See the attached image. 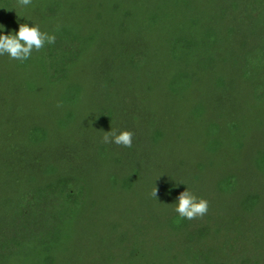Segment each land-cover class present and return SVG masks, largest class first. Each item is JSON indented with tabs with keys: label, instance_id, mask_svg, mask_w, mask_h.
Returning a JSON list of instances; mask_svg holds the SVG:
<instances>
[{
	"label": "trees",
	"instance_id": "obj_1",
	"mask_svg": "<svg viewBox=\"0 0 264 264\" xmlns=\"http://www.w3.org/2000/svg\"><path fill=\"white\" fill-rule=\"evenodd\" d=\"M212 2L215 9L196 0H32L27 7L0 0V35L27 23L56 36L54 44L23 62L0 56V106L16 118L10 126L26 143L19 148L16 132L0 140V264H21L24 247L42 238L48 228L35 226L33 218L43 207L50 208L51 251L69 243L81 224L89 170L79 166L87 160L108 177V191L121 195V208H129V200L135 201L130 195L139 196L140 187L147 191L144 208L151 226L159 224L173 239L193 243L183 263L231 264L235 258L264 264V228L255 229L264 226V30L255 26L259 21L264 26V0ZM252 3L256 7L244 20L251 30L235 31L232 16L245 14ZM162 36L166 46L157 44ZM231 42L240 48L247 94L235 113H208L195 88L212 72L215 92H225L218 62ZM151 71L157 72L154 85ZM40 98L41 104L50 99L49 126L29 116ZM88 115L99 118L97 139L89 137L94 129L84 120ZM48 127L55 152L45 160L34 154L49 141ZM111 128L132 131V147L102 143ZM154 153L166 164L144 186L143 166L148 172ZM155 187L157 198L151 195ZM186 188L209 202L203 218L181 219L174 211ZM98 203L91 201V208ZM123 221L103 225L117 237ZM208 222H216L212 230ZM245 237L253 246L238 248ZM118 244L130 249L123 235ZM128 253L131 261L141 257L137 249Z\"/></svg>",
	"mask_w": 264,
	"mask_h": 264
},
{
	"label": "rangeland",
	"instance_id": "obj_2",
	"mask_svg": "<svg viewBox=\"0 0 264 264\" xmlns=\"http://www.w3.org/2000/svg\"><path fill=\"white\" fill-rule=\"evenodd\" d=\"M212 1L213 0H196L197 4L198 2L203 4L201 6L204 9H215L217 2ZM255 7L256 4L252 3L249 9L245 7V10L247 11L245 14L241 15V11L239 10L240 12H237L232 16V26L235 31L237 30L238 32L241 31L246 33L245 30L247 32L251 30L252 27L248 26V21L246 22L244 20L247 19L249 14H251L249 10ZM209 24L210 23L208 22L206 26H209ZM255 26H257V30H264V26H262L260 21L258 22V25ZM107 37H109V40H112L111 36L108 35ZM164 38L165 37L163 36L160 37V39L157 40V44L160 46H166L167 44L165 43V45H163L164 42H162L165 40ZM108 43L111 44V42ZM248 43L250 45L252 42L250 41ZM229 44L231 46H227L225 48L228 50L227 54L223 56V60H221V62H218L221 64L225 92L222 95H218L219 93L215 92L211 84V76L213 74L212 72H208L207 76L205 74L202 75L195 88L199 93V102L204 106L208 113H235L236 107L240 106L239 99L244 94H247L245 85L243 84L245 81L244 76L246 71L244 69L243 59H241L242 55L240 48H237L238 43L231 42ZM253 48L256 47L253 46ZM2 64L3 63L0 61V66H2ZM151 72L156 79L150 80V84L154 85L157 80V72ZM95 90L97 91L96 93H98L99 85L95 86ZM49 98H47V100L42 104V98L37 100L41 105L37 110L32 108L30 109L31 112L29 113V116L31 120H35L36 118L38 119L39 117L47 126L50 125V115H53V112L50 110ZM19 101H21V99ZM85 104L93 107V103L86 102ZM26 105L27 104L24 106ZM162 107H166L165 102H162ZM183 108V106L180 107V112ZM160 111L163 110L160 108ZM184 111L185 109L183 110V113ZM10 112L11 114H15L13 111ZM84 117H87L84 118L85 122L89 125L92 124L90 127L94 129L93 134L89 137L92 139H97L99 131L97 130L98 127H96L95 123L99 121L98 116L88 115ZM15 120L16 118L14 116L7 113L6 108L3 109L0 106V140L4 141L6 140V136H9V133L12 134L16 132L19 148L23 149L24 145H26L25 141L21 138L20 133L15 129L12 130L14 127L10 126V122ZM48 128L49 141L40 149L36 150V153L34 154H38L37 156H40L45 160L50 159V152H55L54 149H50L52 146H50V127ZM247 141L248 144L249 142L251 143V140L248 139ZM27 156L28 154L25 155L24 158ZM27 159L28 161H31V158L27 157ZM226 159L227 158L225 155H221V159L219 161L224 163ZM97 164L98 163L96 162L88 163L87 160L86 163L79 166L81 171L89 170V174L87 175V181L84 184L86 189V196L82 198L84 208L80 212V218L78 219L81 224L77 222L79 225H76V231L72 235L73 238L69 241V243L67 241L61 248L53 249L51 251L52 248H50L49 243L50 219L48 217L50 208L46 209V207H43L41 209L42 212H40V215H36L33 220L36 224L35 226L48 228V230L42 233V238H38V240H32L24 247V256H21V264H46L48 261L50 262L48 257L54 260V264H185L183 263V259L186 258L185 251L190 253L194 251L195 248L193 247V243L187 239H183L182 241L173 239L172 237L165 234V231L162 230V227L159 224H157L156 228L151 226L152 220H150V217L146 220V213L148 211L144 208V200H146L145 198L147 197V191L141 189V187L139 188V196L136 197L132 194L130 195V197L134 198L135 201L132 202L129 200V208H121V206L117 204L121 200V195L108 191V187L105 185L108 183V177L104 176V174L98 175L100 168L96 166ZM165 164L166 162L163 159L161 160L160 156L154 153V155H152L150 160L147 162L148 172L146 171V165L143 166V172L146 178L142 181V184L146 186L149 184L148 182L155 180L157 178V173L155 174V172L165 167ZM62 167L63 164L60 165V169H62ZM27 170L29 172V170L31 171L32 169L29 168ZM147 173H149V176ZM25 175L29 174L23 173V176ZM6 177L7 176H4V178ZM121 177L122 175H119L115 179L119 182ZM3 186L4 185L1 183L0 187ZM123 194L126 198H129L127 193ZM91 201L99 203L95 208H91ZM103 205L108 206V208ZM52 210L54 209L52 208ZM101 210H107L106 214L100 213ZM102 217H105V219L102 220ZM213 217L215 218V214H213ZM126 219L131 220L132 224L129 225V222L126 221ZM118 220H124L122 222L123 225L120 227L119 232L117 233L118 236H110V232L107 228H104L103 222L112 224L114 221ZM208 224V229L212 230V227H215L216 222H208ZM262 228H264V226L259 225L256 226L255 229L262 230ZM122 235L130 244L129 250L132 249L133 251L134 249H137L141 254V257L138 260L131 261L128 253L129 250H124L123 247L118 244L119 236ZM250 239V237L241 239L238 248L241 249V247L245 248L249 247L248 245L250 244L252 245V240ZM217 243L220 245V243L223 242L217 241ZM211 248H217V244L213 245ZM243 252L244 250H242L240 253H236L237 257H243ZM238 261L239 264H241V260ZM238 261L234 258L232 262H229L231 264H238Z\"/></svg>",
	"mask_w": 264,
	"mask_h": 264
},
{
	"label": "clouds",
	"instance_id": "obj_3",
	"mask_svg": "<svg viewBox=\"0 0 264 264\" xmlns=\"http://www.w3.org/2000/svg\"><path fill=\"white\" fill-rule=\"evenodd\" d=\"M17 3L19 6L27 7L32 0H17ZM0 28L3 26L0 25ZM55 41V34L41 31L39 25L29 26L27 23H21L18 32L0 35V56L7 55L12 60L23 62L31 57L33 51L39 52L45 44H54ZM133 136L134 133L130 130L111 128L110 131H104L102 143L131 148ZM157 191L155 187L151 195L157 198ZM174 205V211L178 216L187 220L203 218L209 209V202L206 199L197 197L187 188L178 195Z\"/></svg>",
	"mask_w": 264,
	"mask_h": 264
}]
</instances>
